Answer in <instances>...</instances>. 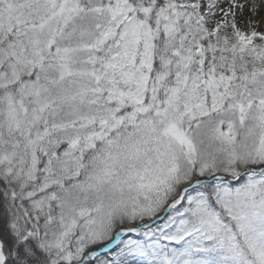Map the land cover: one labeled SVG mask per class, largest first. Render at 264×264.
I'll use <instances>...</instances> for the list:
<instances>
[{"label":"snow or ice","instance_id":"snow-or-ice-1","mask_svg":"<svg viewBox=\"0 0 264 264\" xmlns=\"http://www.w3.org/2000/svg\"><path fill=\"white\" fill-rule=\"evenodd\" d=\"M0 264H264V0H0Z\"/></svg>","mask_w":264,"mask_h":264}]
</instances>
